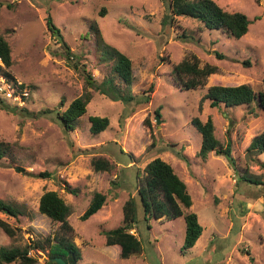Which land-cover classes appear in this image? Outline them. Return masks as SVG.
Returning <instances> with one entry per match:
<instances>
[{"label":"rangeland","instance_id":"obj_1","mask_svg":"<svg viewBox=\"0 0 264 264\" xmlns=\"http://www.w3.org/2000/svg\"><path fill=\"white\" fill-rule=\"evenodd\" d=\"M216 1L229 11L248 15L246 35L237 39L191 17L172 18L171 0H0V32L12 46L15 63L10 71L16 78L15 82L4 75L0 59V83L6 79L4 83L14 90L12 98L0 95L14 108H0V140L18 143L10 159L0 160V199L23 212L17 219L0 210V217L16 228L11 237L0 226V246L23 247L54 237L60 223L39 211V201L45 191L56 190L73 210L69 221L82 252L78 264H264V154L247 149L264 130V111L255 105L211 107L203 101L215 84L249 83L264 90V0ZM48 14L80 63L102 80L109 67L99 61L90 28L98 23L105 40L132 58L133 92L149 93L151 100L127 104L92 90L86 114L67 133L57 111L84 92L86 80L73 65L77 58L68 62L63 45L48 31ZM192 54L218 71L204 85L188 90L174 81L172 71ZM91 115L108 116L110 125L92 133ZM195 117L213 119L221 144L232 145L238 171L216 151L207 159L199 155L202 134L192 123ZM95 155L112 158L117 172L96 171L91 163ZM155 157L171 163L188 184L192 210L204 227L191 248H183L184 216L145 219L137 196V171L144 175ZM14 165L28 172H17ZM42 171L51 176H40ZM246 172L262 183L240 179ZM68 186L78 192H69ZM97 191L107 194L106 204L82 220ZM131 195L137 196L132 232L139 235L143 250L123 258L120 245H107L102 232L122 225L123 206ZM48 251L31 253L38 257L37 264H52Z\"/></svg>","mask_w":264,"mask_h":264},{"label":"trees","instance_id":"obj_2","mask_svg":"<svg viewBox=\"0 0 264 264\" xmlns=\"http://www.w3.org/2000/svg\"><path fill=\"white\" fill-rule=\"evenodd\" d=\"M170 8L172 18L175 16H187L202 22L208 29L224 30L231 37L240 39L249 31L251 20L248 15L241 11H229L220 5L216 0H171ZM47 29L58 42L64 47L68 62L77 58L74 67H79L85 77L86 87L84 92L77 96L65 110L57 111V118L61 122L64 130L68 133L77 128L79 119L86 114L88 104L93 100L92 90L107 95L114 101H122L127 104L147 103L151 100L150 94L136 95L133 92L135 81L134 64L132 58L119 48L108 43L98 26V23H92L90 28L95 34L96 48L99 51V61L109 67L105 77L99 80L92 70L84 63H80V56L76 55L66 42L61 29L55 23L53 17L48 14L46 17ZM187 34L184 32L183 36ZM218 56L222 57L220 53ZM0 59L4 67V75L16 82V78L11 73L10 68L15 63L12 46L7 37L0 32ZM249 63V61H248ZM82 65V66H81ZM218 71L216 65L210 63H201V59L192 54L183 59L173 67L174 81L185 89H196L205 84L206 79ZM23 86V85H22ZM150 90H153L151 85ZM208 100L211 107L225 106L227 108L240 105H255L258 109L264 111V90H255L249 83L240 85H221L215 84L209 86L203 97V101ZM62 99L60 105H64ZM0 108L4 110H13L4 100L0 98ZM159 113V111H157ZM90 131L99 134L106 130L110 125L108 116L91 115L89 116ZM193 125L202 134V146L199 155L207 159L208 154L216 151L217 154L228 158L230 164L238 171L237 158L233 155L231 143L225 147L215 134V124L211 117L203 121L199 117L192 120ZM18 144V143H14ZM13 143L0 140V160L10 159ZM248 152L253 154H264V130L257 134L248 146ZM187 159V155L179 153ZM12 159V158H11ZM92 166L96 171L117 172L115 161L105 155H95L92 158ZM264 165V162L261 163ZM17 172L26 173L27 169L21 165H14ZM40 176L47 178L51 172L42 171ZM239 178L251 183L260 184L262 181L254 178L252 175L240 173ZM137 196L141 200L144 216L146 220L151 218L160 219L166 217L169 219L184 216L186 222V234L184 240V249L193 247L201 237L204 227L199 221L198 214L192 210L193 198L189 191L188 184L177 173L173 165L161 157H155L144 169V175L137 171ZM67 190L71 193H77L78 190L68 186ZM137 196L131 195L124 203V219L122 225L103 230L107 245H120L123 258L139 254L143 250L139 235L133 233L137 222ZM107 194L95 192L88 208L82 214L81 219L87 220L92 215L100 211L106 204ZM0 210H8L10 214L17 219L23 212L13 208L4 200L0 199ZM39 211L47 215L53 221L60 223V230L54 237L33 240L30 244L19 246H0V264H37L38 257L31 253L32 249L47 251L50 263L59 264L51 259L61 257L67 264H78L82 259L80 247L75 243L74 227L69 221L73 212L70 204L56 190L45 191L39 201ZM0 226L9 236L16 234L14 228L9 222L0 217Z\"/></svg>","mask_w":264,"mask_h":264},{"label":"built area","instance_id":"obj_3","mask_svg":"<svg viewBox=\"0 0 264 264\" xmlns=\"http://www.w3.org/2000/svg\"><path fill=\"white\" fill-rule=\"evenodd\" d=\"M3 81L7 82L6 79L4 78ZM3 83H0V95L3 96L4 98H12L14 95L13 86L9 83H4V84Z\"/></svg>","mask_w":264,"mask_h":264},{"label":"water","instance_id":"obj_4","mask_svg":"<svg viewBox=\"0 0 264 264\" xmlns=\"http://www.w3.org/2000/svg\"><path fill=\"white\" fill-rule=\"evenodd\" d=\"M157 122L160 123V115H157ZM6 212L10 213L8 210H6ZM52 261H55L59 264H67V262H65L61 257H53L51 259Z\"/></svg>","mask_w":264,"mask_h":264}]
</instances>
